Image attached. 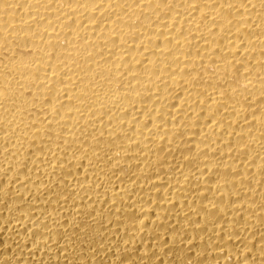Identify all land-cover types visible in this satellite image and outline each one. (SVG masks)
Wrapping results in <instances>:
<instances>
[{
	"label": "bare ground",
	"instance_id": "obj_1",
	"mask_svg": "<svg viewBox=\"0 0 264 264\" xmlns=\"http://www.w3.org/2000/svg\"><path fill=\"white\" fill-rule=\"evenodd\" d=\"M0 264H264V0H0Z\"/></svg>",
	"mask_w": 264,
	"mask_h": 264
}]
</instances>
